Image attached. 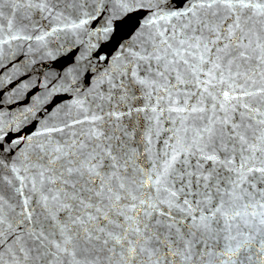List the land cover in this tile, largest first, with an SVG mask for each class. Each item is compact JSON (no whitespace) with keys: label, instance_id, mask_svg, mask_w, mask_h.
<instances>
[{"label":"snow or ice","instance_id":"obj_1","mask_svg":"<svg viewBox=\"0 0 264 264\" xmlns=\"http://www.w3.org/2000/svg\"><path fill=\"white\" fill-rule=\"evenodd\" d=\"M65 29L0 120V264H264V0H0V44Z\"/></svg>","mask_w":264,"mask_h":264},{"label":"water","instance_id":"obj_2","mask_svg":"<svg viewBox=\"0 0 264 264\" xmlns=\"http://www.w3.org/2000/svg\"><path fill=\"white\" fill-rule=\"evenodd\" d=\"M65 23V21H53L52 26L64 29ZM44 31H50V29L45 28ZM37 34L42 35L43 32ZM2 39L9 40V43L0 44V67L6 66V71L0 73V88L6 89L2 93L0 120L14 126L20 124L23 116L28 117L25 123L29 125L36 120L43 122L45 118L42 116V111L51 99L48 90L43 87L44 77L49 73L54 76L55 71L59 69V63H56L53 58H58L80 41H84V47L87 48L89 37L73 35L72 31L65 29L46 37L43 43L36 41L34 37L31 41L10 40L7 34H4ZM81 51L83 52L84 49L82 48ZM10 80L14 83H9ZM37 83H40L41 87L33 91ZM24 84L28 86L23 87ZM28 108L32 111L28 112ZM35 127L39 128L40 124H35ZM32 130V127H29L26 132Z\"/></svg>","mask_w":264,"mask_h":264}]
</instances>
